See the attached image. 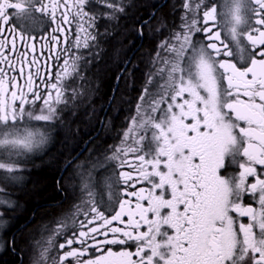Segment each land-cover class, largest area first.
Masks as SVG:
<instances>
[{
    "label": "snow or ice",
    "instance_id": "1",
    "mask_svg": "<svg viewBox=\"0 0 264 264\" xmlns=\"http://www.w3.org/2000/svg\"><path fill=\"white\" fill-rule=\"evenodd\" d=\"M121 20L155 42L135 114L118 145L65 160L70 192L57 190L71 203L43 225L31 264H264V0H0V209L17 207L5 189L54 143L82 50L98 59ZM132 59L119 61L105 112ZM70 99L91 103V90ZM10 226L0 211V231ZM16 239L0 250L15 254Z\"/></svg>",
    "mask_w": 264,
    "mask_h": 264
},
{
    "label": "flooded vegetation",
    "instance_id": "2",
    "mask_svg": "<svg viewBox=\"0 0 264 264\" xmlns=\"http://www.w3.org/2000/svg\"><path fill=\"white\" fill-rule=\"evenodd\" d=\"M161 11L167 16L169 23H172L174 19L176 23H179L177 18L168 15L169 8L167 6ZM35 16L41 17V14L36 13ZM41 19L43 18L41 17ZM14 20L15 17L13 16L9 21L10 26L13 25ZM130 24L131 21L126 23L121 20L118 29L113 30L110 36L99 40L100 48L91 50L93 53L99 52L98 59L89 56L88 50H82L85 57L80 62L79 75H82L84 79H79V75L73 73L66 81V84L71 85L65 93L69 97L70 106L62 113L63 125L59 121L56 122L57 130L53 133L54 143L48 148L46 154L36 158L35 166L28 165V170L24 172L26 179L21 186L5 189L17 201V207L11 211L0 209V211H4L5 217L11 221V226L8 229L0 231V242L8 241L12 235H15L17 251L14 254L11 248L0 250V264H31L30 258L34 250L38 252L42 247L47 246L46 241L49 232L43 229V225L48 224L49 228L54 227L52 222L59 218L62 209H67L71 203V201L61 203L63 196L57 190V182L59 181L70 192L64 181L71 183L69 177L72 168L63 172L64 179L61 180V170L65 160L79 154V160L83 161L89 156V150H103L107 149L109 145L120 143L122 131L126 130L130 123L128 118L135 114V106L139 102L141 88L145 80L144 73L147 71L146 60L150 58L155 47V42L147 37L139 40L132 33L125 35L124 29ZM44 27L43 24L37 25L35 34L38 37L41 34H48L43 31ZM101 32H103V28H101ZM130 41L134 42L132 51H128ZM36 43L39 50L42 39L38 38ZM116 50H119L118 60ZM129 56L133 58V64H139V68L132 70L130 78L120 81V90L116 92L117 99L113 102L112 107L107 108L105 112L101 106L104 105L106 108L107 101L112 95L119 61H123ZM89 61L91 62L89 63ZM72 88L86 92L91 90V103L85 99L83 102L78 101L75 106H72L70 99ZM93 108L96 109L95 113H92ZM73 111L76 113L75 116L72 115ZM89 113H92L91 119H89ZM108 120L111 121L110 127L107 123ZM100 121H105L103 129L100 126ZM65 136L68 137L69 143L62 147L61 141ZM129 159H132L131 154ZM43 171L54 176L55 193L42 200H33L31 210H29L25 202L27 190L33 186L35 178ZM249 179L252 180V178ZM62 242L64 240L60 238L58 243Z\"/></svg>",
    "mask_w": 264,
    "mask_h": 264
},
{
    "label": "trees",
    "instance_id": "3",
    "mask_svg": "<svg viewBox=\"0 0 264 264\" xmlns=\"http://www.w3.org/2000/svg\"><path fill=\"white\" fill-rule=\"evenodd\" d=\"M140 60V59H139ZM54 176H51L49 172H41L34 181V184L29 190H27V196L25 202L31 210V202L35 199L42 200L45 197L54 195Z\"/></svg>",
    "mask_w": 264,
    "mask_h": 264
}]
</instances>
